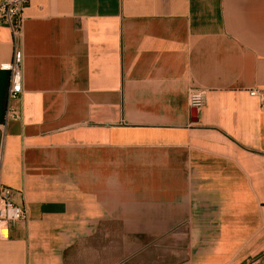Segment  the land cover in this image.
Masks as SVG:
<instances>
[{
  "label": "crops",
  "instance_id": "1",
  "mask_svg": "<svg viewBox=\"0 0 264 264\" xmlns=\"http://www.w3.org/2000/svg\"><path fill=\"white\" fill-rule=\"evenodd\" d=\"M21 48L0 264H264V0H32Z\"/></svg>",
  "mask_w": 264,
  "mask_h": 264
},
{
  "label": "built area",
  "instance_id": "2",
  "mask_svg": "<svg viewBox=\"0 0 264 264\" xmlns=\"http://www.w3.org/2000/svg\"><path fill=\"white\" fill-rule=\"evenodd\" d=\"M32 0H1L0 26L7 27L12 35L13 56L8 65L3 67L9 73V85L6 93L4 127L10 121H20L22 113L15 103L23 93V52L21 38L23 32L24 13ZM250 96L259 100L264 110V90H252ZM206 103V91L193 88L188 94V105L191 110L199 111ZM14 190L1 181L0 158V241L10 239L13 227H25L28 222V212L25 206L16 204Z\"/></svg>",
  "mask_w": 264,
  "mask_h": 264
},
{
  "label": "rangeland",
  "instance_id": "3",
  "mask_svg": "<svg viewBox=\"0 0 264 264\" xmlns=\"http://www.w3.org/2000/svg\"><path fill=\"white\" fill-rule=\"evenodd\" d=\"M143 263H144V264H148V263H149V261H148V260H145Z\"/></svg>",
  "mask_w": 264,
  "mask_h": 264
},
{
  "label": "water",
  "instance_id": "4",
  "mask_svg": "<svg viewBox=\"0 0 264 264\" xmlns=\"http://www.w3.org/2000/svg\"><path fill=\"white\" fill-rule=\"evenodd\" d=\"M192 113H193V114H196V111H195V110H192Z\"/></svg>",
  "mask_w": 264,
  "mask_h": 264
}]
</instances>
